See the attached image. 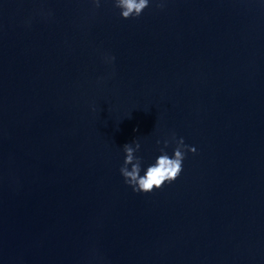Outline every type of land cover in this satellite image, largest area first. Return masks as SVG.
<instances>
[{
	"label": "water",
	"instance_id": "95a60500",
	"mask_svg": "<svg viewBox=\"0 0 264 264\" xmlns=\"http://www.w3.org/2000/svg\"><path fill=\"white\" fill-rule=\"evenodd\" d=\"M0 264H264V0H0Z\"/></svg>",
	"mask_w": 264,
	"mask_h": 264
},
{
	"label": "clouds",
	"instance_id": "9594fccd",
	"mask_svg": "<svg viewBox=\"0 0 264 264\" xmlns=\"http://www.w3.org/2000/svg\"><path fill=\"white\" fill-rule=\"evenodd\" d=\"M97 8L100 6V0H93ZM158 8H163V3H157ZM114 7L120 9V15L123 19L137 18L143 10L149 7V0H114ZM115 57H110L114 60ZM173 141L175 148L173 155L165 151L169 146V141L165 140L164 147L160 148V155L156 158L155 162L149 165L144 174L141 175L143 160L137 153L141 149V144L138 139L133 142L123 145V152L125 158L120 167V173L124 178L127 185L131 186L135 192H152L154 189H160L165 183H171L179 177L183 170V161L186 152L195 153L196 149L184 143V139L175 138L173 134ZM157 145L161 141H156Z\"/></svg>",
	"mask_w": 264,
	"mask_h": 264
}]
</instances>
